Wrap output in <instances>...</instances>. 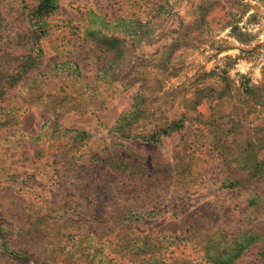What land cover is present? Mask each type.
I'll return each mask as SVG.
<instances>
[{"label": "rangeland", "instance_id": "1", "mask_svg": "<svg viewBox=\"0 0 264 264\" xmlns=\"http://www.w3.org/2000/svg\"><path fill=\"white\" fill-rule=\"evenodd\" d=\"M42 2L0 0V264H264V166L209 139L217 95L264 137V0Z\"/></svg>", "mask_w": 264, "mask_h": 264}, {"label": "trees", "instance_id": "2", "mask_svg": "<svg viewBox=\"0 0 264 264\" xmlns=\"http://www.w3.org/2000/svg\"><path fill=\"white\" fill-rule=\"evenodd\" d=\"M41 9L44 11H51L53 8H55L56 3L54 0H43L41 3ZM44 32H48V30H44ZM92 35H95V32H92ZM101 35L104 34H99L98 37H101ZM106 65L104 64L101 69H106ZM108 72H105L107 74ZM248 95L253 97L255 95L254 103L256 107L260 106L261 104L264 103V79L262 82L252 88H248L247 91ZM145 95V92L142 90L138 91L137 94L135 95L134 99L136 100L132 106L133 111H131V114L135 113L137 110H139V103L138 100H140L143 96ZM41 98V96H40ZM218 101L213 105L214 107L212 108V113L210 115L211 121L209 122V130L211 134L210 139V144L212 145L213 149H219L222 152V156L225 160V165H226V171L231 172V177L228 176L225 178V180L222 181L223 185H227L229 187H236V186H243L246 185L247 183H251L254 178L257 175V172L254 174H251L249 178L241 176L239 173L241 170H244L246 168L252 169L256 167H262L264 166V156L261 158H255L254 162L249 158V150L252 149L253 154L257 156V151H255V148L260 149L261 151H264V137L261 138H256L255 142H249L246 141V148L242 149L241 145L238 140V136L241 133V129L243 128V123L241 122L242 120L236 119V117H233L237 115L238 113L233 111L221 114L223 111L220 107L223 106L222 102V95H217ZM127 114V115H126ZM128 118V113H125L121 115L117 121L115 126L113 127L117 131H122L124 127L127 125L126 120ZM219 118V119H218ZM209 119V120H210ZM181 120L173 121L171 122L170 128H164L162 131L165 133H168V131H172V127L176 128H182ZM131 131V130H130ZM83 132V131H81ZM78 130L75 129H69V128H63L62 133L64 134H75L76 136H79ZM126 138L130 137H140V134H132V135H127V134H122ZM157 134L153 135V138L158 140ZM263 143V144H262ZM261 144V146H259ZM261 171V170H259ZM264 171L261 172L259 179L257 182H261L264 184ZM263 175V176H261ZM256 189V188H255ZM255 189L250 190L249 192L250 199L248 201L249 206H255L256 204V198H260V193L257 191L255 192ZM264 251H261L260 254H263ZM228 262H230L228 260ZM219 263V264H230V263Z\"/></svg>", "mask_w": 264, "mask_h": 264}]
</instances>
